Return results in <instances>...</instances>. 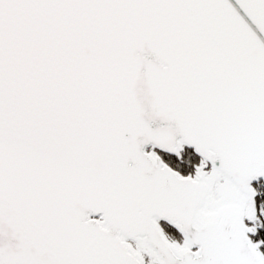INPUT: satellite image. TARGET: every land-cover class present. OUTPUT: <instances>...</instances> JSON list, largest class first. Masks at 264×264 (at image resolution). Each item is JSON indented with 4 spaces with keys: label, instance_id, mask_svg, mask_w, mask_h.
Wrapping results in <instances>:
<instances>
[{
    "label": "snow or ice",
    "instance_id": "snow-or-ice-1",
    "mask_svg": "<svg viewBox=\"0 0 264 264\" xmlns=\"http://www.w3.org/2000/svg\"><path fill=\"white\" fill-rule=\"evenodd\" d=\"M0 264H264V0H0Z\"/></svg>",
    "mask_w": 264,
    "mask_h": 264
}]
</instances>
